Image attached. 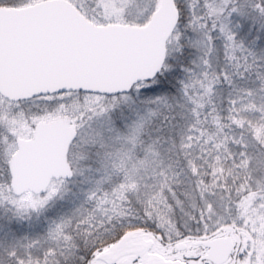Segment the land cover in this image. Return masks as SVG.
<instances>
[{"label": "trees", "instance_id": "16d2710c", "mask_svg": "<svg viewBox=\"0 0 264 264\" xmlns=\"http://www.w3.org/2000/svg\"><path fill=\"white\" fill-rule=\"evenodd\" d=\"M36 3L0 0V6L7 8ZM175 4L177 29L185 30L182 49L149 80L155 84L145 96L167 102L146 134L161 154L155 193L157 210L168 214L175 226L169 234L171 242L207 238L232 224L243 226L241 207L250 193L264 190V0H234L232 7L248 13L255 23L242 22L237 52L227 51L221 36L215 39L219 66L211 65L203 80L202 73L195 71L201 55L190 33V14L182 2L175 0ZM249 49L262 57L251 62ZM245 60L247 67L242 64ZM200 91L209 98L196 97ZM250 93L256 97L247 101ZM202 139L207 143H201ZM0 167L7 179L3 184L8 185V168L3 163ZM141 205H135L140 213L133 217L111 221L97 216L91 205L54 203L43 214L31 212L22 225L10 223L11 232L24 245L13 248L12 258L0 264H88L95 252L134 229L165 236L156 224L145 220L149 208ZM78 208L85 210L79 213ZM10 219L7 214L1 223ZM63 219V231L53 235L48 224ZM2 243L0 236V247Z\"/></svg>", "mask_w": 264, "mask_h": 264}, {"label": "rangeland", "instance_id": "374dc122", "mask_svg": "<svg viewBox=\"0 0 264 264\" xmlns=\"http://www.w3.org/2000/svg\"><path fill=\"white\" fill-rule=\"evenodd\" d=\"M40 1L43 0H32ZM67 1L73 3L86 19L100 26H143L161 6V0ZM177 1L182 2L190 14V33L201 55L195 71L199 75L202 73L200 79L203 80L211 65L216 68L219 66L220 52L215 48V39L219 40L221 36L225 49L237 52L241 49L237 43L241 24L246 19L253 21L254 18L243 10L233 8L234 0ZM184 31L183 28H178L172 34L166 56L158 68L155 65L154 69L157 70L152 78L180 53L181 34ZM253 50L255 49H249L251 62L262 57ZM246 61L242 64L247 67L249 61ZM239 65L240 63L236 64ZM154 84L151 81L145 82L131 94L118 97L71 93L15 104L6 102L0 95V163L8 166L10 158L17 151L16 142L31 139L37 126L53 125L58 121L69 122L76 133L69 154L75 173L74 180L53 182L44 196H13L9 183L3 184L7 179L0 167V213H3L0 223H3L1 220L5 215L11 216L10 220L0 224V236L3 239L0 261H8L12 258L11 250L24 245L23 240L15 238L16 234L11 232L10 223L17 221L22 225L31 212L43 214L54 203H69L72 206L91 205L97 216L108 221L125 220L140 213L136 204L148 207L145 220L156 224L165 236L142 229L143 239L152 243L150 253L165 260L198 264L199 258L206 254V249L194 246V242L230 236L235 249L227 264H264V190L250 193L241 207L243 226L232 224L203 239L191 238L175 242L169 239L175 226L170 222L168 214L157 210L155 193L161 154L157 151L155 142L146 134L150 124L158 117L159 110L167 104L164 99L145 97L146 91ZM201 96L209 98L204 91L198 92L196 97ZM248 96L247 101L256 97L252 93ZM237 139L235 138L236 141ZM200 142L207 143L205 139ZM77 210L80 213L85 209ZM64 221L65 219L49 223L50 232L53 235L62 232ZM128 223L133 226L135 222ZM159 235L162 236L161 239L158 238ZM180 243L186 244L187 248L178 251L177 245ZM107 248L95 252L88 264H105L99 255ZM23 254L22 251L21 256Z\"/></svg>", "mask_w": 264, "mask_h": 264}, {"label": "water", "instance_id": "95a60500", "mask_svg": "<svg viewBox=\"0 0 264 264\" xmlns=\"http://www.w3.org/2000/svg\"><path fill=\"white\" fill-rule=\"evenodd\" d=\"M177 26L174 0H161L145 26H98L67 0L25 8L0 6V94L15 103L73 92L130 94L163 62ZM75 136L67 123L39 126L32 140H19L8 163L12 195L43 196L53 181H72L69 153ZM141 235L142 231L127 233L100 259L108 264H133L138 258L141 264H165L148 254L151 245L138 241ZM194 245L207 248L205 259L214 264L226 263L234 250L230 236Z\"/></svg>", "mask_w": 264, "mask_h": 264}, {"label": "flooded vegetation", "instance_id": "af4514ba", "mask_svg": "<svg viewBox=\"0 0 264 264\" xmlns=\"http://www.w3.org/2000/svg\"><path fill=\"white\" fill-rule=\"evenodd\" d=\"M51 126H54V124L51 125ZM143 236H144V235H143ZM142 239H143V237H142ZM144 241H145V240H144ZM149 254H151V253H149ZM207 254H208V250L206 249V254L199 258V260H198V264H214V263H212V262L207 261V260L204 259V258L206 257ZM162 259H163V261H164L165 264H186V263L179 262V261H169V260H165L164 258H162ZM141 263H142V262H141V258H138V259H136V260L134 261V264H141ZM227 263H228V262H227ZM227 263H225V264H227ZM105 264H107V263H105ZM116 264H118V262H117Z\"/></svg>", "mask_w": 264, "mask_h": 264}]
</instances>
